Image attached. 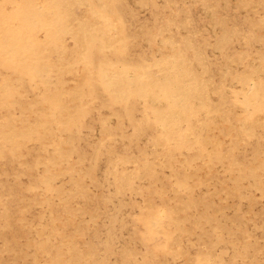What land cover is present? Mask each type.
<instances>
[{"label": "rangeland", "instance_id": "374dc122", "mask_svg": "<svg viewBox=\"0 0 264 264\" xmlns=\"http://www.w3.org/2000/svg\"><path fill=\"white\" fill-rule=\"evenodd\" d=\"M77 2L43 52L57 93L41 39L0 41V264H264V0Z\"/></svg>", "mask_w": 264, "mask_h": 264}, {"label": "bare ground", "instance_id": "6f19581e", "mask_svg": "<svg viewBox=\"0 0 264 264\" xmlns=\"http://www.w3.org/2000/svg\"><path fill=\"white\" fill-rule=\"evenodd\" d=\"M39 2V5L41 6V9L43 10L42 11V13H43V16L42 17H44V22L42 23V21H41V23L39 22V14H37L39 11H38V9L37 8H35L34 6L36 5V3H38ZM57 2H59V5H57L56 3ZM75 3H78L77 2V0H0V41H1V38H3L4 37V35H5V28L6 27H8L7 26V24L9 25V28L10 27H12V29H11V33H13L14 35H16L17 36V38H18V40H19V43L18 44H20V46L19 47H22V45H24V43H27V42H29V43H32V44H37L38 42H37V40H39V39H41L40 41H41V43L39 44V46H38V49L36 48L35 50L34 49H31V52L33 53V54H36L37 55V53L38 52H40V57H37V61H36V64L34 65V69L33 70H30V75L35 71V70H37L39 73V75H35L34 73V75H35V77L36 78H31L30 76V78L32 79V81L33 82H35L36 81V79H37V77H40L41 75H43V74H45L49 79H50V81H49V83H47V81H48V78H47V81L46 80H44V77L42 78V83H43V86H44V90H45V95L46 94H49L50 92H51V89L53 90V93H54V91H56V93H57V90L56 89H58L59 87H60V85L56 82L58 79H59V77H56L54 74H53V70H52V68H51V65H50V62L48 61V59H47V57L45 56V55H43V52H47L48 51V49H49V46H46L45 44H49V43H47L48 41H52L53 43L55 42V33H57V31L59 30V33H57V34H60V32H62V31H65L64 29L61 31L59 28H64V27H61L60 25H59V23H57L56 22V20H55V22L56 23H54V18L57 16V19L58 18H60V24H61V16H62V13L64 12V11H66V12H64L65 13V20H66V23L64 24V25H66L65 26V29H66V31H70V30H72L71 29V27H72V21L71 22H67V19H66V15H67V13L69 14H71V8H72V6L75 4ZM40 6H38V7H40ZM25 8H28V10H31V12H30V18H31V21H34L33 23H31L32 24V26H31V28H29V35L27 34V33H24L25 34V36L23 35V32L22 31H26L27 29H26V27H27V25L25 24V26H24V24L23 25H21L20 26V24H19V26L17 27V25L14 23V21L16 22L17 20H12V21H9L8 22V20H7V17H9L10 15H12V14H14V12H15V14H16V11L17 10H19V9H23V11H25ZM84 9V8H83ZM81 10H82V8H81ZM55 11V12H54ZM83 11V10H82ZM88 10L86 9L85 10V12H87ZM81 12V11H80ZM84 11H83V13H85ZM41 13V12H40ZM78 13V12H77ZM83 13H81V15H83ZM69 14V15H70ZM74 14V13H73ZM26 15H28V14H26ZM64 15V14H63ZM81 15H80V18H81ZM14 16V15H13ZM14 17H16V16H14ZM63 17V16H62ZM70 16H68L67 18H69ZM86 17V16H85ZM90 17V16H89ZM101 17H102V15H101ZM108 17V16H107ZM29 18V19H30ZM64 18V17H63ZM96 18V17H95ZM98 18V17H97ZM21 19V18H20ZM83 19H85V18H82V20ZM86 19H87V17H86ZM102 19H103V17H102ZM10 20V19H9ZM41 20V19H40ZM71 20V19H70ZM82 20H81V22H82ZM27 21V20H26ZM29 21V20H28ZM74 21H77V22H80L79 21V19L77 18L76 20L74 19ZM106 21V20H105ZM13 22V23H12ZM23 22V21H22ZM37 22V23H36ZM63 22V21H62ZM83 22H84V20H83ZM25 23V22H24ZM87 23V22H86ZM91 23V22H90ZM93 23V22H92ZM91 23V24H92ZM100 23V22H99ZM105 23V22H104ZM11 24V25H10ZM17 24H18V22H17ZM56 24H58L59 26L58 27H56L55 28V26L54 25H56ZM80 24H82V23H80ZM88 24V23H87ZM87 24H85V23H83L82 25V29H79V30H83L85 33H87V35L89 34V35H91V31L89 30V29H87L86 27L87 26H89V25H87ZM35 25V26H34ZM101 25H103V23L101 24ZM98 26V25H97ZM96 26V27H97ZM105 26V25H104ZM107 26V25H106ZM111 26V25H110ZM28 27H29V25H28ZM67 27V28H66ZM77 27V26H76ZM78 27H79V25H78ZM81 27V26H80ZM94 28V27H93ZM92 28V29H93ZM95 29V28H94ZM111 29V28H110ZM104 31H106V29L104 30ZM30 32H32V33H30ZM68 32H65V34H67ZM75 32V31H74ZM78 32H80V31H78ZM108 32V31H107ZM41 34V36L40 37H42V38H38L37 37V34ZM77 33V32H76ZM26 34L28 35V36H26ZM30 34H32V35H30ZM69 35H70V33H68ZM75 34V33H74ZM80 34V33H79ZM94 33H92V37H94V35H93ZM7 35V34H6ZM11 35V34H10ZM43 35V36H42ZM77 35V34H76ZM114 35V34H113ZM8 36H9V34H8ZM8 36H7V38H8ZM13 38V37H12ZM14 39V38H13ZM42 39H44V40H42ZM70 39H71V41L73 40L74 41V43H75V49L76 50H78V46H80V41L78 40V39H75V36H73L72 37V34L70 35ZM82 40H83V38H82ZM89 40V39H88ZM6 41V40H5ZM43 41V42H42ZM64 41V40H63ZM108 41V40H107ZM113 41V40H112ZM37 42V43H36ZM51 42V43H52ZM102 42H103V40H102ZM9 42H7V44H8ZM15 43H16V41H15ZM44 43V44H43ZM114 43H115V40H114ZM1 44V43H0ZM6 44V45H7ZM11 44L13 45V43H11L10 42V46H11ZM41 44H43V45H45V46H43V47H41L40 45ZM109 44V43H108ZM112 44V43H111ZM15 45V44H14ZM26 45V44H25ZM110 45V44H109ZM8 46V45H7ZM33 46V45H32ZM51 46V45H50ZM9 47V46H8ZM12 47V46H11ZM14 47V46H13ZM40 47L42 48L41 50H40ZM108 47V46H107ZM4 48V47H3ZM7 48V47H6ZM15 48V47H14ZM32 48V47H31ZM52 48V47H51ZM58 48V47H57ZM13 49V48H12ZM22 49V48H21ZM10 50V47H9V49L7 50V51H9ZM14 50V49H13ZM18 50H20L19 48H18ZM58 50V49H57ZM4 52L6 51V50H3ZM6 51V52H7ZM79 51V50H78ZM105 51V50H104ZM4 52H1L0 53V64L1 63H5L6 62V54H4L3 55V53ZM16 52L18 53V51L17 50H15V52H13V53H15L16 54ZM21 52H23V51H20V53ZM29 52V51H28ZM25 53L26 55L27 54H29V53ZM10 53H11V51H10ZM19 53V54H20ZM8 55H12V53L11 54H8ZM18 55V54H17ZM25 55V56H26ZM52 55V54H51ZM14 56V55H13ZM24 56V55H23ZM23 56L21 57L22 58V60L20 59V58H18L19 60L17 61V59L15 60V61H17V62H14V61H12V66L11 67H9V69L10 68H12V69H10V70H7V72L8 71H10L9 73H13V74H19V73H23V74H25V75H27L26 73H28V75H29V72H27V70H28V68L26 69L25 67L27 66V64H25V60H24V58H23ZM30 56V55H29ZM37 56H39V55H37ZM17 56H14V58H16ZM55 57V56H54ZM68 57H69V55H68ZM13 58V59H14ZM32 58H34V60L36 59L35 57H32ZM32 58H31V60H32ZM54 59V58H53ZM58 59V58H57ZM7 60H10L9 62H11V60L12 59H10V57L9 58H7ZM28 61V60H27ZM26 61V62H27ZM35 63V62H34ZM33 63V64H34ZM10 65V64H9ZM9 65H7V66H9ZM29 65V64H28ZM30 65H32V64H30ZM54 66H56V65H54ZM29 67V66H28ZM31 68V67H30ZM29 68V69H30ZM173 68V67H172ZM70 69V68H69ZM111 69V68H110ZM118 68H116V70H117ZM120 69V68H119ZM160 69V68H159ZM163 68H161L160 70H161V72L163 71L162 70ZM171 69V68H170ZM170 69H168L169 70V72H168V74H170L171 76H172V73L174 72L175 73V70H176V68H174V69H171V71L172 70H174V71H170ZM23 70V71H22ZM121 70V69H120ZM164 70H166L165 68H164ZM167 70V71H168ZM32 71V72H31ZM72 71V70H71ZM122 71V70H121ZM178 71V70H177ZM63 72V71H62ZM164 72V71H163ZM9 73H8V75H9ZM37 73V72H36ZM41 73V74H40ZM57 73V72H56ZM114 73H116V72H113V73H111V74H114ZM128 73V72H127ZM160 72H158V74H159ZM6 74V73H5ZM60 74V73H59ZM58 74V75H59ZM108 74V73H107ZM140 74V73H139ZM143 74V73H142ZM156 74V73H155ZM166 74H167V72H166ZM166 74H165V76H166ZM12 75V74H11ZM61 75V74H60ZM75 75V74H74ZM115 75V74H114ZM113 75V76H114ZM118 75H119V72H118ZM145 75V74H144ZM162 75H164V74H162ZM62 76V75H61ZM127 76V75H126ZM161 76V75H160ZM169 76V75H168ZM7 76H3L2 77V79H3V82H5V81H9V79L8 78H6ZM9 77V76H8ZM74 77V76H73ZM111 77V76H110ZM115 77V76H114ZM162 77V76H161ZM41 78V77H40ZM40 78H38L39 79V81H40ZM109 78V77H108ZM150 78H152V77H150ZM157 78V77H156ZM160 77L158 76V79H159ZM164 78H167V77H164ZM173 78V77H172ZM175 78V77H174ZM30 79V80H31ZM109 79H112V78H109ZM147 79V78H146ZM149 79V78H148ZM153 79V78H152ZM14 80H16V79H14ZM62 80V79H61ZM106 80V79H105ZM132 80V79H131ZM31 81V82H32ZM69 81H71V80H69ZM106 81H108V80H106ZM109 81H111V80H109ZM148 81V80H147ZM147 81H146V83H147ZM72 82V81H71ZM21 83V82H20ZM74 83H76V82H74ZM80 83V82H79ZM59 86H58V85ZM63 84H64V82H63ZM35 85V84H34ZM56 85V86H55ZM73 85V84H72ZM75 85V84H74ZM74 85L73 86H71L72 88L74 87ZM106 85H107V83H106ZM3 86V85H2ZM50 87L51 89H49L48 87ZM57 86H58V88H57ZM86 86V85H85ZM180 86V85H179ZM81 87V86H80ZM0 88H2V87H0ZM12 88V87H11ZM42 89V88H41ZM60 89V88H59ZM64 89V88H63ZM63 89L61 90L62 91V95H63V93H64V91H63ZM113 89V88H112ZM6 90V89H5ZM11 90H13V89H11ZM35 90V89H34ZM43 90V91H44ZM0 91H2V89L0 90ZM4 91V90H3ZM70 91H72V90H69V92ZM117 91V90H116ZM181 91V90H180ZM41 91H39V93H40ZM73 92V91H72ZM186 92V91H185ZM181 93H183V91L181 92ZM41 94H43V93H41ZM67 94V93H66ZM44 95V96H45ZM55 94H53V96H51V97H55L54 96ZM189 95V94H188ZM38 96V95H37ZM68 96H69V94H68ZM39 97H41V95L39 96ZM38 97V98H39ZM49 97V96H48ZM43 98V97H42ZM45 98V97H44ZM50 98V97H49ZM48 98V99H49ZM57 98V97H56ZM186 98V97H185ZM191 98V97H190ZM47 99V98H46ZM45 99V100H46ZM61 98H59V100H60ZM181 99V98H180ZM54 100V99H53ZM4 101V100H3ZM48 101V100H47ZM50 101V100H49ZM56 101H58V100H56ZM66 101V100H65ZM71 101H74L73 99L71 100ZM76 101V100H75ZM74 101V102H75ZM181 101H184V100H182L181 99ZM181 101L179 100L177 103H175V104H178L179 102H180V104H178V105H180V107L181 106H184V105H182V103H181ZM28 102V101H27ZM62 102V101H61ZM64 102V101H63ZM53 104L52 105H54L55 104V102L53 101L52 102ZM70 103H72V102H70ZM76 103V102H75ZM2 104V103H1ZM4 104V103H3ZM62 104V103H61ZM61 104H56L55 106H57V105H60V108H61V110L62 109H64V110H68V109H66V108H62V107H65V106H67V105H65V106H62ZM66 104H68V103H66ZM79 104V103H78ZM10 105V104H9ZM14 105H18V104H12V106H14ZM35 105V104H34ZM34 105H32L31 107H34ZM51 105V106H52ZM4 106H6V105H3V107ZM74 105H72V107H73ZM0 107H2V105H0ZM9 107V106H8ZM23 107V106H22ZM58 107V106H57ZM60 108H58V109H60ZM67 108H70V107H67ZM179 108V107H178ZM7 109V108H6ZM180 109V108H179ZM63 110V111H64ZM73 110V109H72ZM74 110H76V109H74ZM73 110V111H74ZM34 111H35V109H34ZM179 112V111H178ZM177 112V113H178ZM62 114H63V112H61ZM60 113V114H61ZM67 113H68V111H67ZM36 114V113H35ZM59 114V115H60ZM61 114V115H62ZM22 115V114H21ZM24 115V114H23ZM60 115V116H61ZM28 117V116H27ZM62 118H63V116H62ZM165 118V117H164ZM168 118V117H167ZM66 119V118H65ZM170 120H168V122H169ZM29 122V121H28ZM27 122V123H28ZM32 123V122H31ZM35 123V122H34ZM6 124V123H5ZM10 124H11V122H10ZM30 124V123H29ZM168 124V123H167ZM23 125H24V123H23ZM31 125V124H30ZM30 125H28V126H30ZM33 125V124H32ZM170 125V124H169ZM22 126V125H21ZM41 126V125H40ZM2 127V126H1ZM38 127H39V125H38ZM168 127V126H167ZM3 128V127H2ZM2 128H1V130H2ZM14 128V127H13ZM34 128V127H33ZM33 128H32V130H31V132L33 131ZM30 129V128H29ZM28 129V130H29ZM35 129V128H34ZM39 129H40V127H39ZM4 130V129H3ZM2 130V131H3ZM11 130V129H10ZM16 130H17V128H16ZM27 130V131H28ZM14 131V130H13ZM23 131H24V129H23ZM22 131V132H23ZM12 132V131H11ZM19 132H21V129H20V131ZM22 132H21V134H22ZM25 132V131H24ZM26 133V132H25ZM37 133V132H36ZM3 134V133H2ZM5 134V133H4ZM3 134V135H4ZM29 134V133H28ZM2 135V136H3ZM9 135H11V136H13L14 135V132L13 133H11V134H9L8 133V136ZM30 135H31V133H30ZM7 136V135H6ZM22 137H24V134L23 135H21V138ZM27 137V136H26ZM4 138V137H3ZM2 138V139H3ZM28 138V137H27ZM12 139V137H8V139H6L5 140V142H7V144H9V140H11ZM0 140H1V138H0ZM24 140V139H23ZM9 141V142H8ZM17 143V142H16ZM11 145H12V143H11ZM6 146V145H5ZM8 146V145H7ZM1 147V146H0ZM46 147V146H45ZM15 148V147H14ZM42 151V150H41ZM103 156V155H102ZM54 165V164H53ZM147 175V174H146ZM57 179V178H56ZM107 188V187H106ZM129 191V190H128ZM109 203V202H108ZM106 207V206H105ZM160 213V212H159ZM164 213V212H163ZM165 214V213H164ZM158 216V215H157ZM159 219V218H158ZM157 219V220H158ZM165 219V218H164ZM176 219V218H175ZM111 220H112V218H111ZM157 220H156V222H157ZM109 232V231H108ZM39 233V232H38ZM109 234V233H108ZM62 262V261H61ZM63 264H64V262H63Z\"/></svg>", "mask_w": 264, "mask_h": 264}]
</instances>
